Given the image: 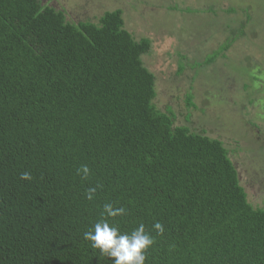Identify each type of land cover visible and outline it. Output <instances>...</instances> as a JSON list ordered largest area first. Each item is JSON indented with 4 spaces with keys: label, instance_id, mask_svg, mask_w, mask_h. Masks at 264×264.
<instances>
[{
    "label": "trees",
    "instance_id": "obj_1",
    "mask_svg": "<svg viewBox=\"0 0 264 264\" xmlns=\"http://www.w3.org/2000/svg\"><path fill=\"white\" fill-rule=\"evenodd\" d=\"M124 24L118 8L71 23L41 0H0V264H114L84 239L106 203L125 209L110 224L154 238L145 264H264V206L221 141L156 108L151 42Z\"/></svg>",
    "mask_w": 264,
    "mask_h": 264
},
{
    "label": "rangeland",
    "instance_id": "obj_2",
    "mask_svg": "<svg viewBox=\"0 0 264 264\" xmlns=\"http://www.w3.org/2000/svg\"><path fill=\"white\" fill-rule=\"evenodd\" d=\"M41 3L63 8L71 23L94 22L104 12L121 9L124 28L135 39L148 38L151 42L142 61L155 78L156 108L165 112L170 107L176 115L175 125L221 141L238 169L247 200L264 206V123H256L259 120L254 115L258 111L246 101L248 96L254 98L255 91L264 96V0ZM170 5L172 10H168ZM225 42H229L227 50L218 54L214 63L203 66L205 58ZM195 63L200 66L191 68ZM245 85L252 91L244 89ZM188 94L196 105L191 112L186 106ZM261 103L259 107L263 108ZM187 114L191 115L189 120Z\"/></svg>",
    "mask_w": 264,
    "mask_h": 264
},
{
    "label": "clouds",
    "instance_id": "obj_3",
    "mask_svg": "<svg viewBox=\"0 0 264 264\" xmlns=\"http://www.w3.org/2000/svg\"><path fill=\"white\" fill-rule=\"evenodd\" d=\"M89 171L88 166L83 165L77 169V174H82L87 178ZM20 178L30 181L32 175L29 172H23ZM95 192L96 188H89L87 198L91 200ZM124 213V208H114L112 204L106 203L103 206L101 219L84 233V239L90 241L94 249H99L102 254L114 258V264H145L146 251L154 244V238L146 232L143 224L131 233H126L109 223L107 218L120 216ZM153 228L158 235H162L165 231L160 222H156Z\"/></svg>",
    "mask_w": 264,
    "mask_h": 264
},
{
    "label": "flooded vegetation",
    "instance_id": "obj_4",
    "mask_svg": "<svg viewBox=\"0 0 264 264\" xmlns=\"http://www.w3.org/2000/svg\"><path fill=\"white\" fill-rule=\"evenodd\" d=\"M259 96L261 97H263V98H259ZM258 97H254L257 101H256V103L258 102V98L260 99V101L262 102L261 104H263V108H260V109H258L256 106H255V104L254 105H252L251 103V105H252V107L251 108H255L258 112H257V114H255L254 116L255 117H257L258 118V120H259V122H256V123H259V124H263L264 123V96L263 95H259ZM252 96H248L247 98H246V101H248V102H250L252 99H254ZM254 99V100H255ZM249 104V105H250ZM239 110H241V109H239ZM246 110V107L244 108V111ZM250 126L251 127H253V128H255V125H252V124H250ZM256 133L258 134V133H260V130H258V129H256ZM248 159V158H247ZM239 179H240V174H239ZM247 179H249V178H247ZM240 181H241V179H240ZM248 182H249V180H248ZM248 182L246 181V183H247V185H249L248 184Z\"/></svg>",
    "mask_w": 264,
    "mask_h": 264
}]
</instances>
